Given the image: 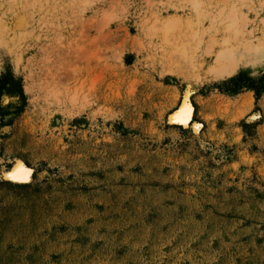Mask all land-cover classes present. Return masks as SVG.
I'll list each match as a JSON object with an SVG mask.
<instances>
[{
  "label": "rangeland",
  "instance_id": "rangeland-1",
  "mask_svg": "<svg viewBox=\"0 0 264 264\" xmlns=\"http://www.w3.org/2000/svg\"><path fill=\"white\" fill-rule=\"evenodd\" d=\"M202 1L0 0V264H264V0Z\"/></svg>",
  "mask_w": 264,
  "mask_h": 264
},
{
  "label": "bare ground",
  "instance_id": "bare-ground-1",
  "mask_svg": "<svg viewBox=\"0 0 264 264\" xmlns=\"http://www.w3.org/2000/svg\"><path fill=\"white\" fill-rule=\"evenodd\" d=\"M203 6L204 2L202 0H191V9L195 12L196 15H199L202 12ZM225 21H227V24H229L227 31L229 32V34L233 32L236 37L235 40L237 41L239 36L241 37L243 35V31L241 32L240 30H238L241 32V35H238V33L236 32V29H238V18L236 13L233 12L228 14V16H225ZM190 23L191 22L187 23V25H190ZM180 24L181 20L178 18L168 19L161 23L160 27L162 29L161 32H164V36L162 35L163 39L165 38L164 42H171L174 40L173 37L175 36V33L178 30ZM189 27L190 26H188V29H190ZM246 42L249 44H246ZM246 42L244 40L243 44H241L242 42L240 41L238 46H233L231 39H227L224 43H222V49L217 53L215 63L210 69L212 75L215 77H230L240 66V64L242 63V58L246 53H250L253 58H260L263 53L262 41L257 39V42H254L253 40H251V42H249V40ZM187 43H189V41H187ZM181 47L180 48L182 55L188 56L189 49L187 50V47L184 45H181ZM176 48L178 49V47ZM194 116L195 108L190 102V93H187L182 104H180L179 108L170 116V124L173 126H182L184 129H188L193 123ZM18 162L19 161H17V163ZM7 175L9 176L8 179H11L15 183H17L18 181L19 184H27L32 180V170L27 169L23 165V161L14 166L12 172L8 173Z\"/></svg>",
  "mask_w": 264,
  "mask_h": 264
},
{
  "label": "trees",
  "instance_id": "trees-1",
  "mask_svg": "<svg viewBox=\"0 0 264 264\" xmlns=\"http://www.w3.org/2000/svg\"><path fill=\"white\" fill-rule=\"evenodd\" d=\"M240 79H241V78H237V79L233 80V83L237 84V83L240 81ZM242 87H243V86H239V85H238V86L236 87V90H240Z\"/></svg>",
  "mask_w": 264,
  "mask_h": 264
}]
</instances>
